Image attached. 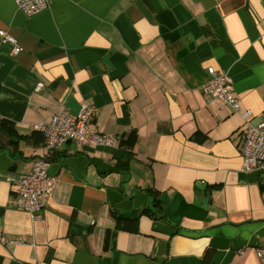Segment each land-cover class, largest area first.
Wrapping results in <instances>:
<instances>
[{
  "label": "crops",
  "instance_id": "0c3cea01",
  "mask_svg": "<svg viewBox=\"0 0 264 264\" xmlns=\"http://www.w3.org/2000/svg\"><path fill=\"white\" fill-rule=\"evenodd\" d=\"M0 30L24 48L0 41V220L26 239L0 245V264H203L209 251L207 264H262L246 122L202 88L209 67L229 74L252 124L264 121V0H52L33 17L0 0ZM82 103L119 144L57 149L59 184L33 221L9 179L47 153L34 126Z\"/></svg>",
  "mask_w": 264,
  "mask_h": 264
},
{
  "label": "built area",
  "instance_id": "2783aa9c",
  "mask_svg": "<svg viewBox=\"0 0 264 264\" xmlns=\"http://www.w3.org/2000/svg\"><path fill=\"white\" fill-rule=\"evenodd\" d=\"M27 17L38 15L51 6L52 0H13ZM0 41L11 47L13 56L20 55L24 48L19 40L8 32L0 30ZM209 80L202 88L205 96L222 102L231 108L233 113L239 114L246 122L239 132L241 139L239 152L243 162V172L258 173L262 177L264 186V121L252 124L253 114L245 109L235 93L232 77L217 71L214 67L207 69ZM44 85L38 84L37 91ZM97 112L87 103L80 105L76 114L64 112L53 115L46 123L36 124L34 129L42 132L46 139L47 153L44 157L35 160L32 169L16 179L9 180L16 183L17 191L13 198V208L30 215L33 221L42 217L47 201L51 198L59 184V178L49 174L52 154L62 145L74 142L92 148L117 147L119 139L113 135L101 133L96 123ZM26 242L25 237L8 238L4 233L3 222L0 220V245H20ZM258 259L264 264V249L256 250Z\"/></svg>",
  "mask_w": 264,
  "mask_h": 264
},
{
  "label": "trees",
  "instance_id": "16d2710c",
  "mask_svg": "<svg viewBox=\"0 0 264 264\" xmlns=\"http://www.w3.org/2000/svg\"><path fill=\"white\" fill-rule=\"evenodd\" d=\"M152 206H153L155 212H157L158 214L164 213V211H163L164 210V206L162 204V201L159 198L155 199V201L153 202ZM155 212L151 211L150 209H147L145 211V214L149 215V216L156 217L157 214ZM212 255H213V251L207 252V254L204 257V263L203 264H207L209 259L212 257Z\"/></svg>",
  "mask_w": 264,
  "mask_h": 264
}]
</instances>
